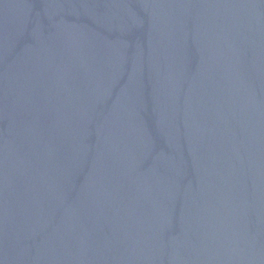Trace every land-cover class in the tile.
Masks as SVG:
<instances>
[{
    "label": "water",
    "instance_id": "water-1",
    "mask_svg": "<svg viewBox=\"0 0 264 264\" xmlns=\"http://www.w3.org/2000/svg\"><path fill=\"white\" fill-rule=\"evenodd\" d=\"M0 264H264V0H0Z\"/></svg>",
    "mask_w": 264,
    "mask_h": 264
}]
</instances>
